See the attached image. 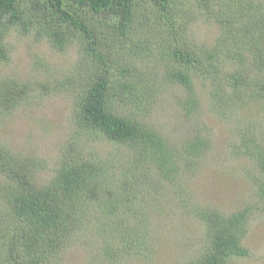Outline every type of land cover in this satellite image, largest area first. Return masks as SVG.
Returning <instances> with one entry per match:
<instances>
[{"label":"trees","instance_id":"trees-1","mask_svg":"<svg viewBox=\"0 0 264 264\" xmlns=\"http://www.w3.org/2000/svg\"><path fill=\"white\" fill-rule=\"evenodd\" d=\"M248 6L246 0H0V59L8 58L6 38L13 29L23 34L33 30L59 50L74 44L79 57L77 77L66 80L73 88L75 137L63 149L53 176L39 181L41 162L0 144V264H52L73 236L91 225L110 238L113 261L126 253L149 258L157 242L151 236L154 220L135 217L142 199L138 192L145 195L146 185L153 195L156 183L174 184L186 152H203L207 141L190 138L180 152L145 126L139 113L152 100L162 70L166 83L187 92V114L198 107L197 82L212 87L229 109L264 97V41H252L251 54L239 41V51L233 53L223 43L228 31H246L247 24L253 28L249 36L255 27L264 28V18ZM201 15L220 24V43L192 38ZM234 62L253 64L255 75L226 71ZM49 85L48 92L60 89ZM33 90L31 83L0 77V111L17 109ZM126 104L131 105L128 114L122 113ZM89 136L123 145L128 162L133 159L140 172L133 162L111 170L94 159L95 152L88 155ZM252 141L248 134L240 135L239 153L245 154L244 148L252 153ZM256 150L252 157L264 168V152ZM150 169L153 177H147ZM256 183L262 205L225 212L187 204L205 225V248L187 264H230L249 255L243 238L252 215L264 212V170Z\"/></svg>","mask_w":264,"mask_h":264},{"label":"rangeland","instance_id":"rangeland-1","mask_svg":"<svg viewBox=\"0 0 264 264\" xmlns=\"http://www.w3.org/2000/svg\"><path fill=\"white\" fill-rule=\"evenodd\" d=\"M246 1L251 12L264 18V0ZM245 30L228 31L223 43L232 53L239 51L237 41L244 44L250 54L255 51L252 41H264V28L255 27L253 36H249L253 30L250 24ZM190 33L193 39L212 46L220 43L222 38L220 24L208 20L205 15L196 19ZM6 43L8 58L0 59V77L31 83L34 90L33 96L17 109L0 111V144L23 157L41 162L44 167L36 174L39 181L44 182L53 176L63 149L75 137L71 106L73 88L71 83L66 85V80L72 79V75L77 77V49L74 44L65 50L56 49L45 36L33 30L23 34L13 29L8 33ZM235 69L255 75L253 64L234 62L226 67V71ZM157 77L153 98L139 113L142 123L167 138L180 152L186 150L187 142L195 136L206 140L207 146L203 152H186L174 184L156 183L153 195L146 185L145 195L141 190L138 192L142 199L134 215L154 220L151 236L157 240L155 248L149 258L126 253L121 260L113 261L110 238L91 225L85 231L77 232L52 258V264H187L205 248V225L194 210L186 208L187 204L195 205L189 208L197 210L213 206L225 212L249 203L261 204L256 197V182L264 168L257 165L252 156L257 153L256 148L264 152V97L254 99L246 106L229 109L222 103V97L214 94L212 87L197 82L198 107L187 114L184 110L187 92L178 84L166 83L165 70L159 71ZM49 83L60 89L48 92ZM253 91L254 86L249 94ZM225 94L229 98L230 88ZM130 107L126 104L122 113L128 114ZM243 133L254 139L253 148L250 147L252 153H248L247 148H244L245 154L237 150ZM86 142H89L88 155L95 152L94 159L107 164L111 170H119L128 162L129 156L122 150L123 145L93 136ZM131 160L128 163L133 162L139 173L137 163ZM154 174L150 169L147 177ZM247 229L243 244L249 255L233 258L230 264H264V212L253 214Z\"/></svg>","mask_w":264,"mask_h":264}]
</instances>
